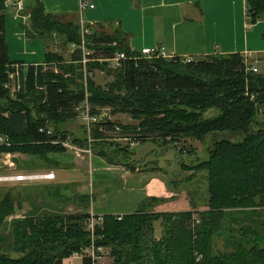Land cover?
<instances>
[{"label":"trees","instance_id":"16d2710c","mask_svg":"<svg viewBox=\"0 0 264 264\" xmlns=\"http://www.w3.org/2000/svg\"><path fill=\"white\" fill-rule=\"evenodd\" d=\"M4 1L0 0V137L7 135L9 143L0 142V156L11 153L47 162L51 154L64 152L61 144L68 138L73 144L87 146V138L72 137L65 128L78 118V108L85 102L90 104L91 114L100 115L93 127L96 141L92 150L110 163L129 168L134 163L130 142L128 146L111 143L104 138V130H120L121 137L140 143L158 138L165 142L200 140L226 132L242 133L243 138L238 142L227 136L214 140L209 157L195 166L208 174V208L139 209L121 219L105 214L95 225L94 237L86 228L91 217L88 212L24 217L14 222L21 256L0 251V264H63L64 258L92 244L109 249L113 264H264V221H256L264 211V120L259 119L264 116V75L248 70L239 52L191 57L186 62L177 55L148 58L133 51L119 30L112 35L92 27L84 40L94 52L91 57L98 61L88 62V71L93 76V69H107L114 81L102 87L90 76L86 89L79 22L61 20L46 10L43 0H25L35 31L61 35L65 46H76L68 57L48 50L43 63L26 68L10 58L9 10ZM246 6L248 22L264 19V0H246ZM117 52L127 55L119 68L100 60ZM103 108L129 113L138 124L120 125L108 116L101 120ZM212 109L218 114L206 117ZM52 161L62 168L59 161ZM75 197L89 205V195ZM17 205L21 206L9 193L0 200V226L14 215ZM226 213L236 220L238 236L229 228L234 250L215 255L214 238L228 230L223 225ZM196 216L200 221L195 224ZM158 220L163 226L160 239L153 237V223ZM146 231L152 234L149 257L143 243ZM82 264H93V259L86 256Z\"/></svg>","mask_w":264,"mask_h":264},{"label":"rangeland","instance_id":"374dc122","mask_svg":"<svg viewBox=\"0 0 264 264\" xmlns=\"http://www.w3.org/2000/svg\"><path fill=\"white\" fill-rule=\"evenodd\" d=\"M8 10L6 21V32H8L7 39L9 35L14 34L15 30H21V36L19 35L20 41L15 42L16 48L19 49L22 43L26 41L28 44L25 46V50L28 52L43 51L41 57L45 56V53L48 50L59 52L68 57L72 50L75 49L72 45L65 46L61 35L55 33L41 34L40 32L35 31L30 23L29 11H27L25 15H22L19 12L17 13L14 11L13 8H8ZM252 25L253 24L250 23V26ZM260 30L264 32V22L256 29L258 36L260 35ZM106 33L115 35V31ZM38 42L42 43V45L40 44L42 49L40 46L39 49L38 46L36 47L33 45V43L38 44ZM251 46H253V48L264 47V37L263 40H261L260 37H252ZM88 50L92 56L94 52L86 47V51ZM258 57L259 53H253L254 60H258L256 64L258 71L256 73L264 75V58L259 60ZM260 57H264V55H260ZM92 61L98 60L93 56L88 62ZM17 62L25 63V61L20 60H17ZM88 62L86 69L90 70ZM15 66L18 69L20 64ZM92 71L93 76L91 77H93L96 83L102 87H106L108 83L114 81V76L110 75L111 72L107 69H93ZM88 73L90 72L88 71ZM100 112L105 113L109 118H112L110 121L120 125L138 124V121L133 119L132 116L126 112L111 113L110 108H103ZM216 114H218V111L212 109L206 113V117L215 116ZM259 119L264 120V116L259 117ZM94 124L96 123H93L89 127L79 118L75 121L69 122L65 128L72 137L80 139L87 138V146L71 145L84 149L91 148V144H94L96 141L94 140L95 138H93ZM104 134H106V137H104L105 139L112 141L111 143H116L117 145L128 146L130 142L131 159L140 162L142 167L150 164L156 166L155 170L138 173L135 183V186L138 187L146 185L150 193L149 198H146L140 203L139 209L152 212H171L178 208L183 209L184 207L192 208L194 209L193 211H202L208 208L210 198L208 174L207 171L198 170L195 166L209 157L213 150L212 144L214 140H220L227 136L231 140L238 142L243 138L242 133L229 134V132H226L221 135H208L200 140L195 138H182L177 142H172L169 139L165 142L163 138H158L156 140L143 141L141 144L136 145L135 141L131 142L132 140L121 137L120 130H104ZM173 143L176 145L174 146ZM61 145L63 146L64 152L51 154L50 159L47 162L42 161L43 159H39L38 157L17 155L11 158L14 165L9 166L8 158L5 157V155H1L0 178L13 177L21 173L38 171L49 172L50 169L56 168L53 165L54 162L52 160L59 161V165H61L62 168L70 166L71 160L78 154L77 150L76 148L65 146L63 143ZM92 152L96 154L94 151ZM88 154L89 153H85L87 156ZM142 167L139 166V168ZM130 168H134L133 171H135L136 165L134 167L130 166ZM83 173L84 172L80 173L70 169L64 171V176L61 177V180H55L51 183L49 182L50 180L35 182H23L17 179L0 180V200L9 193L15 201H18L21 204L20 207H18V205L16 206L14 215L9 216L0 226V251L12 257L21 256V246L16 244L14 237V222L16 220H23L24 217L37 218L53 214H62L63 216V214L79 212L75 211V209L72 210L71 207L79 206L83 208L86 205L80 199L81 197H75L80 185L77 182H75V184H65L66 182H73V178L76 176L81 178L86 177L83 182L86 184V194H88L90 198L93 197V199L90 200L91 207L108 204L111 194L116 190L115 187L124 184L120 178L101 180L96 178V174H93L92 172H88L84 176L81 175ZM131 183H133V181H130L129 184ZM129 184H125V187L130 186ZM156 208L160 211H156ZM88 213L91 217L86 222V228L87 230H90L87 224L91 223L96 225L101 221L103 215ZM260 215L261 216L256 218V221L258 222L264 221V211L263 213H260ZM117 216L121 217L123 215ZM196 217L199 219L198 216ZM196 217L195 224L199 223L196 221ZM225 218L223 225L227 226L228 230H225L219 236L214 238L212 251L215 255H222L234 250V245L229 236L232 232L229 231V228L234 231L236 237L238 236V224L236 223V220H232L230 214L227 213ZM248 220H251L250 217ZM151 235L152 234L149 231H146L143 238L146 255H148V257L150 253L148 249L152 240ZM99 251L102 253V256L99 258L98 264H113V257L111 256L109 249L102 247ZM82 261L83 258H74L70 256L64 258L62 262L63 264H82Z\"/></svg>","mask_w":264,"mask_h":264},{"label":"crops","instance_id":"0c3cea01","mask_svg":"<svg viewBox=\"0 0 264 264\" xmlns=\"http://www.w3.org/2000/svg\"><path fill=\"white\" fill-rule=\"evenodd\" d=\"M90 2L94 3L95 7L81 11L80 0H43L47 11L57 14L65 22L76 20L80 24L82 17L84 25L88 28L94 27L106 32L119 30L135 52H140L143 48L161 46L169 55L194 59L210 54L239 52L244 55L249 65L256 68L258 60H254L253 53H259V60L264 58L260 57L264 55V47L251 46L252 37H260L263 40L264 32L260 30L258 36L256 29L263 24L264 19L250 26L246 0H90ZM20 31L15 30L7 39L11 60L25 61L23 65L26 68L29 64L43 63L44 56L41 57L43 51L25 50L28 42L22 43L19 49L15 47V42L20 41ZM40 44L42 45L40 42L33 43L42 49ZM138 144L141 143L136 142V145ZM90 149L91 153L88 156L85 155L87 152L83 151L75 155L76 157L71 160V166L50 169L54 172L55 178L49 182L61 180L64 171L70 169L84 172L81 174L83 176L92 172L101 180L120 178L124 184L115 187L116 190L111 194L108 204L91 207L89 202V205L83 208L70 207L75 211L95 215H125L137 212L140 203L150 195L146 185L135 186L137 174L155 170L156 166L150 164L142 167L140 162L134 160L132 166L136 165V170L133 171L134 168L129 169L125 165L108 162L102 156L94 154L92 147ZM73 179V182L65 184L77 182L80 185L77 195H88L86 184L83 182L86 177L76 176ZM130 181L133 183L129 184ZM125 184L130 186L125 187ZM92 199L93 197L90 198ZM191 210L194 209L184 207L171 212ZM156 211L160 210L156 208ZM153 229V237L160 239L163 235L162 221H155Z\"/></svg>","mask_w":264,"mask_h":264},{"label":"built area","instance_id":"2783aa9c","mask_svg":"<svg viewBox=\"0 0 264 264\" xmlns=\"http://www.w3.org/2000/svg\"><path fill=\"white\" fill-rule=\"evenodd\" d=\"M4 2H5V6L7 8H13L17 12L25 10V0H5ZM94 7H95L94 3L90 2V0H80L81 11L86 9V8H94ZM80 25H81V34H82L83 38H82V44L79 47L81 48L82 54H83L82 63L84 65V82H85V86H87V79H88V76H91V73H88V70L86 69V65H87V62L91 58V53L89 52V50L86 51L87 46L85 45L84 37L89 34L90 30L88 27H86L84 25L82 17H81ZM72 47L76 48V46L74 44H72ZM140 54L145 56V57H148V58H153V57L161 58L162 57L165 59H171L174 56H176V55L167 54L166 49L164 47H161V46L153 47V48H143L140 51ZM125 59H127V55L125 52H117L114 57L107 58V59H100V60L108 62L109 66L111 68H119L122 65V61ZM183 59H184L183 60L184 62L190 61V57H183ZM246 64H247L248 70H251L254 72L258 71L256 67L249 66L247 62H246ZM10 77L12 79V86H13V85H15V78H16L15 73H12ZM6 86L10 87V83ZM14 88L15 87L13 86V89ZM86 89H87V87H86ZM90 110H91V106L88 102L83 103L78 108V111H79L78 118L81 119L89 127L93 123H97L100 120V115L99 114H91ZM50 132L51 131H49V133ZM0 142L1 143H9V137L7 135H2L0 137ZM63 144L65 146H70V147L76 148L78 154H80L81 151L87 152L89 154L91 153L90 148L81 149L80 147L72 146L73 143L71 142L70 138L63 141ZM3 155H5V157L8 158L9 166H13L14 162L11 161V158L13 157V155L11 153H7V154H3ZM54 178H55L54 172L38 171V172H30V173H21V174H18L16 176H13V177L0 178V180H2V179H17V180L23 181V182H35V181H41V180H52ZM119 219H121V217H119ZM196 221L199 222V219L197 217H196ZM87 225H88V227H89V229H90V231L94 237L93 233H94L95 225L91 224V223H89ZM100 249H102V247L96 248L95 245L92 244L90 247L82 249L81 252L74 253L73 256H71V257L84 258V257L88 256V257H91L93 259V264H98V260L102 256V253L99 251Z\"/></svg>","mask_w":264,"mask_h":264},{"label":"water","instance_id":"95a60500","mask_svg":"<svg viewBox=\"0 0 264 264\" xmlns=\"http://www.w3.org/2000/svg\"><path fill=\"white\" fill-rule=\"evenodd\" d=\"M20 14L22 15H25L26 13V10H22V11H19ZM104 115L101 117V120L105 119V117L107 116L105 113H103Z\"/></svg>","mask_w":264,"mask_h":264}]
</instances>
